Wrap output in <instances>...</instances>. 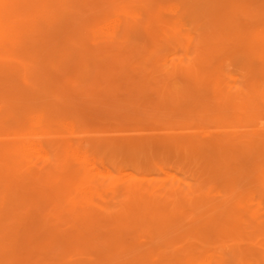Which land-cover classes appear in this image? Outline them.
Wrapping results in <instances>:
<instances>
[{
  "label": "bare ground",
  "instance_id": "bare-ground-1",
  "mask_svg": "<svg viewBox=\"0 0 264 264\" xmlns=\"http://www.w3.org/2000/svg\"><path fill=\"white\" fill-rule=\"evenodd\" d=\"M155 4L0 0V264H198L190 258L195 245L173 239L183 235L184 194L168 201L139 195L131 181L117 187L87 157L100 142L90 139L86 113L73 100L88 87L113 97L109 112L134 126L174 130L184 117H201L253 127L242 144L206 161L228 176V189L212 206L203 202L196 241L210 247L200 264H264V129L254 128L264 126V0H176L156 36L164 19ZM184 42L196 46V63L156 58L163 48L184 54ZM148 85L151 102L119 101L133 91L143 96ZM184 86L201 98L184 103ZM176 141L147 138L150 146ZM119 195L126 208L119 203L113 212ZM160 228L165 240L150 233Z\"/></svg>",
  "mask_w": 264,
  "mask_h": 264
},
{
  "label": "rangeland",
  "instance_id": "rangeland-1",
  "mask_svg": "<svg viewBox=\"0 0 264 264\" xmlns=\"http://www.w3.org/2000/svg\"><path fill=\"white\" fill-rule=\"evenodd\" d=\"M174 2L176 0H154V3H156L154 7L164 19L156 27L155 36L160 35L166 28L168 23L166 19L169 15L165 12V8ZM150 40L146 42L147 49L151 47ZM180 50L163 48L160 49L156 58L160 61L163 56H167L170 63L177 61L180 56L184 55L181 57L184 66L197 62L198 50L196 46L193 45L187 49L184 42V54ZM89 88L73 100L75 108L78 106L86 113V116L82 114V120L85 121L86 128L91 131L90 139L100 142L97 151L94 150V147L90 148L89 151L87 150V157L93 159V165L98 172H105L108 177L113 178L117 187L121 186L123 181L125 183L131 181L141 185L142 189L139 190V195L150 196V199L165 197L168 201L184 194V202L181 203V206H184V226L183 230L180 231L183 235H179L182 236L180 238L174 235L173 239H176L175 241L179 245L184 244V248L188 247L189 244L195 245L192 252L194 254L190 258L200 264V260L210 252L209 246L201 247L197 245L196 241V236L207 217V207L205 212L202 204L206 201L212 206L218 201L215 194H224L228 189L226 184L228 176L223 171L219 172L216 168L206 169V161L216 159L218 151L221 149L232 150L242 144L245 140L241 136L253 127H226L224 122L207 121L201 117L187 119L184 117V122L176 124L174 130L164 129L163 125L151 121H144L140 125L134 126L133 121L127 117L124 118V115L120 116L116 114V111L109 112L108 109H113V104H115L112 101L113 97L111 99L108 97L109 94L105 96L102 92L98 93L97 90L95 93L92 88ZM154 88L153 85H148L143 89V96H139L138 93L133 91L129 95L119 94L118 99L123 104H127V102H144L145 100L149 103L156 96ZM199 98L201 97L194 95L191 89H186L184 86V103H193ZM87 105H96L97 109L89 111ZM73 110L72 106L68 108L70 113ZM254 128L263 130L264 126L257 127L256 125ZM229 135H239V137L235 138L232 143L217 141V137ZM161 136L172 137L175 140L178 139V141L171 147L150 146L147 143V138L157 140ZM82 148V151H86L84 146ZM133 153H137L138 158L134 157ZM245 161L246 167H251V160L246 158ZM149 185L150 188H148ZM151 187L155 191L147 190ZM117 198L118 202L116 203L115 199ZM117 198L111 201L110 209L113 212L120 208L119 203L123 204L121 207L126 208L124 205L126 198L122 200V195ZM190 205H194L193 209ZM167 222L169 225L172 224L170 218ZM162 229L164 228L156 231L151 229L150 233L152 236L154 234L157 239L165 240L167 234L165 235L161 231ZM170 229L177 233L174 227L170 226ZM145 235L143 234V238H140L144 240ZM257 238L258 243L263 241L262 236L259 235ZM173 239L172 242H175ZM124 261V259L117 262L104 261L102 264H120ZM160 262L166 263L165 259H160Z\"/></svg>",
  "mask_w": 264,
  "mask_h": 264
}]
</instances>
